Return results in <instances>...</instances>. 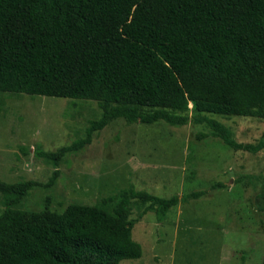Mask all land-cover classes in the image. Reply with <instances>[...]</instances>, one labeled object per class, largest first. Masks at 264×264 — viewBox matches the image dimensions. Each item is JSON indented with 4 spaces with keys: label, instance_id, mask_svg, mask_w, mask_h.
Instances as JSON below:
<instances>
[{
    "label": "trees",
    "instance_id": "trees-1",
    "mask_svg": "<svg viewBox=\"0 0 264 264\" xmlns=\"http://www.w3.org/2000/svg\"><path fill=\"white\" fill-rule=\"evenodd\" d=\"M0 92L90 99L101 109L84 137L55 151L34 150L54 164L45 186L58 176L60 157L116 117L205 123L210 131L196 138L211 135L256 153L264 131L240 142L206 113L264 118V0H0ZM39 184L0 178V264H119L139 257L130 200L148 203L140 217L152 210L162 221L179 201L205 192L164 197L131 187L104 197L109 209L69 203L56 211L49 197L40 210L20 208ZM252 204L264 227V175Z\"/></svg>",
    "mask_w": 264,
    "mask_h": 264
},
{
    "label": "rangeland",
    "instance_id": "rangeland-1",
    "mask_svg": "<svg viewBox=\"0 0 264 264\" xmlns=\"http://www.w3.org/2000/svg\"><path fill=\"white\" fill-rule=\"evenodd\" d=\"M100 115L95 100L0 92V178L40 183L20 208L40 210L49 197L48 207L56 211L69 203L109 209L103 198L131 187L164 197L204 190L172 206L162 221L152 210L140 217L148 203L130 200L131 237L142 253L119 264H261L263 214L252 200L262 184L264 148L250 153L211 135L196 138V132L210 131L205 123L112 118L89 143L59 158L58 176L45 186L54 164L34 150L55 151L84 137L89 121ZM206 115L225 124L240 142H253L264 131V118Z\"/></svg>",
    "mask_w": 264,
    "mask_h": 264
}]
</instances>
